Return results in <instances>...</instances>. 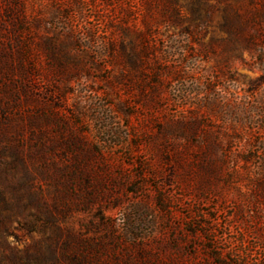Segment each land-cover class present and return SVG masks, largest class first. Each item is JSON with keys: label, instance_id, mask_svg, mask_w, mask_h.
<instances>
[{"label": "rangeland", "instance_id": "1", "mask_svg": "<svg viewBox=\"0 0 264 264\" xmlns=\"http://www.w3.org/2000/svg\"><path fill=\"white\" fill-rule=\"evenodd\" d=\"M144 3L0 0V181L41 222L5 241L50 237V264H264V23L244 5L243 35L149 33Z\"/></svg>", "mask_w": 264, "mask_h": 264}, {"label": "trees", "instance_id": "2", "mask_svg": "<svg viewBox=\"0 0 264 264\" xmlns=\"http://www.w3.org/2000/svg\"><path fill=\"white\" fill-rule=\"evenodd\" d=\"M144 5V25L149 33L163 25L165 28L173 27L182 33L192 34L215 22L219 33L243 35L247 19L249 23L251 21L257 26L264 23V0H145ZM244 5H250L254 9L247 19L239 11ZM257 26L254 29H257ZM122 33L126 36L129 32L123 29ZM243 49L248 48L244 46ZM5 186V183L0 181V238L4 243L0 264H50V237L32 242L24 250H19L5 241L7 237H13L12 228L21 227L35 231L39 223L41 224L38 209L31 212V202L24 204L19 196H5ZM44 218L50 223L48 216ZM68 264L94 263L84 258L78 260L73 256Z\"/></svg>", "mask_w": 264, "mask_h": 264}]
</instances>
